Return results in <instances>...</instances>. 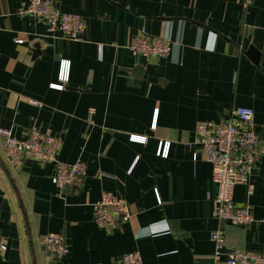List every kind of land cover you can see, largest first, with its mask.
Here are the masks:
<instances>
[{"label": "crops", "instance_id": "crops-1", "mask_svg": "<svg viewBox=\"0 0 264 264\" xmlns=\"http://www.w3.org/2000/svg\"><path fill=\"white\" fill-rule=\"evenodd\" d=\"M52 2L83 18L82 41L23 15L28 0H0V129L17 139L32 129L62 136L60 159L82 161L87 176L80 189L61 193L53 164L12 167L0 136V233L7 242L0 264H119L132 252L143 264H214L211 233L219 228L228 250L264 252V225L215 217L212 167L194 145L199 122L218 123L246 107L264 149V0L247 7L243 0ZM141 29L168 37L170 57L133 56L128 46ZM165 144L169 153L161 157ZM250 184L252 193L237 185L233 201L262 219L264 157ZM104 192L130 206L112 233L94 221ZM50 233L65 236V257L49 259Z\"/></svg>", "mask_w": 264, "mask_h": 264}, {"label": "built area", "instance_id": "built-area-1", "mask_svg": "<svg viewBox=\"0 0 264 264\" xmlns=\"http://www.w3.org/2000/svg\"><path fill=\"white\" fill-rule=\"evenodd\" d=\"M254 1L243 0V5L251 6ZM22 14L44 20L50 33H60L73 41H82L87 29L81 16L61 13L54 7L52 0H28ZM173 48L174 43L168 37L153 36L146 29H141L128 46L133 56L147 60L167 59ZM69 71L70 63L63 62L62 82L68 81ZM55 86L62 88V85ZM32 103L40 106L38 102ZM0 136L3 153L12 167H23L26 161H35L42 165L53 164V183L61 193L66 189L82 187L87 176V167L80 160L66 163L60 159L62 136L38 129H32L26 139H17L11 130L6 129H0ZM132 138L134 141H146L143 137ZM194 145L201 149L205 161L212 167V179L217 187L214 197L217 205L215 217L219 221L244 228L253 224L264 225V218L256 219L250 208L238 207L233 201V191L237 185H245L250 193L253 192L250 179L256 162L264 157L262 141L254 122V111L238 107L232 111L229 119L218 123L199 122L195 129ZM168 153L169 144L164 147L161 145L157 152L161 157H167ZM197 158L198 155L195 154L194 159ZM93 207L96 225L107 233H112L130 216L129 203L111 192L102 193ZM211 241L214 245V264H264V252L228 250L225 233L220 228L212 231ZM44 245L51 260L63 258L69 252L65 236L59 233L46 235ZM6 250V239L0 233V252ZM119 264H143V259L138 252L127 253L119 259Z\"/></svg>", "mask_w": 264, "mask_h": 264}]
</instances>
